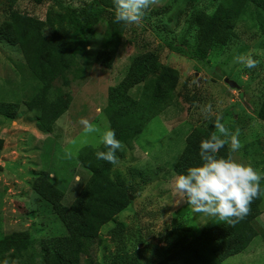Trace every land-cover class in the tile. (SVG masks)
Segmentation results:
<instances>
[{
  "label": "rangeland",
  "instance_id": "rangeland-1",
  "mask_svg": "<svg viewBox=\"0 0 264 264\" xmlns=\"http://www.w3.org/2000/svg\"><path fill=\"white\" fill-rule=\"evenodd\" d=\"M67 1L75 7L92 0ZM220 1L158 0L139 25H128L109 66L97 59L107 25V16L102 15L88 29L75 56L83 73L69 86L60 79L51 84L48 99L58 111L41 131L27 102L41 98L42 83L31 75L19 46L6 41L2 30L12 10L46 21L57 7L50 0H0V103L13 104L12 119L0 113V264H21L18 250L25 253L33 242L37 248V241L68 234L54 205L70 206L91 176L77 159L81 148L104 147L99 134H84L81 118L102 130L110 127L122 143L105 192L125 207L100 229L93 256L103 264H154L197 235L211 218L192 212L172 189L173 166L186 137L199 127L216 131L201 114L202 106L210 103L230 131L239 130L243 147L231 153L233 158L264 174V121L256 116L264 98V12L248 4L226 46L214 49L203 61L193 58L194 17L199 11L211 14ZM148 52L175 68L179 80L165 105L133 136V114L123 115L109 101L108 92L125 78L132 61ZM241 54L252 55L259 65L249 69L234 63ZM225 78L234 80L239 89L230 87ZM56 88L62 92L56 94ZM141 90L140 83L129 94L138 99ZM39 185L42 194L36 191ZM256 221L264 232V195ZM223 264H264V236H255L242 253Z\"/></svg>",
  "mask_w": 264,
  "mask_h": 264
},
{
  "label": "trees",
  "instance_id": "trees-1",
  "mask_svg": "<svg viewBox=\"0 0 264 264\" xmlns=\"http://www.w3.org/2000/svg\"><path fill=\"white\" fill-rule=\"evenodd\" d=\"M50 1L57 9L54 12L50 10L52 16H48L46 21L26 12L12 10L8 15V25L2 30L6 41L19 46L31 75L42 83L39 92L41 98L35 97L27 102L41 131L45 130L58 111L53 101L48 99L53 81L60 79L66 87L83 73L76 64L75 56L81 51L90 26L102 15L107 16L97 54L98 61L106 66L114 59L121 35L128 27L123 22H114L113 0H92L75 7L67 0ZM250 3L264 12V0H221L211 14L199 11L195 15L197 42L193 58L196 61H203L211 51L227 45L234 36L237 20ZM46 29L47 35L44 34ZM178 80L179 73L175 68L160 63L154 53L148 52L136 57L125 78L117 86L109 88L108 99L119 107L123 115L133 114L131 131L133 136L138 135L148 117L156 114L159 106L165 105ZM140 83V97L134 99L129 90ZM60 89L56 88V94L62 92ZM12 105L0 103V113L12 119L13 115L9 114ZM256 116L264 121V98L256 110ZM212 132L210 126L199 127L186 137L173 166L175 175L186 174L188 167L201 163L200 141L208 138ZM97 150L107 149L81 148L77 159L91 172V176L70 206L54 205L53 209L68 234L37 241V248L33 242L27 246L25 253L18 250L16 257L22 260L21 264H103L93 256L94 245L102 226L112 222L125 205L106 195L105 187L112 182L111 163L98 159L95 155ZM228 154L226 146L218 153L224 157ZM36 191L42 194L43 186L36 187ZM260 212L261 196L252 202L250 214L233 225L211 217L197 235L177 245L154 264H223L227 258L242 253L255 236H264L256 221Z\"/></svg>",
  "mask_w": 264,
  "mask_h": 264
},
{
  "label": "clouds",
  "instance_id": "clouds-1",
  "mask_svg": "<svg viewBox=\"0 0 264 264\" xmlns=\"http://www.w3.org/2000/svg\"><path fill=\"white\" fill-rule=\"evenodd\" d=\"M157 3L158 0H113L114 22L139 25L146 10ZM234 63L251 69L256 68L260 61L250 54H241L234 57ZM201 114L205 120L213 123L216 131L200 141L201 163L188 167L186 174H177L172 181V189L191 206L192 212L217 217L233 225L249 215L252 202L264 195V187L261 186L264 174L231 155L243 147L238 129L230 131L222 123V116L213 112L210 103L201 107ZM79 123L83 126L84 134H99V144L107 149L97 150L96 157L116 164V152L122 148V143L116 138L115 131L110 127L102 130L86 118H81ZM225 145L229 146L227 157L218 155Z\"/></svg>",
  "mask_w": 264,
  "mask_h": 264
},
{
  "label": "water",
  "instance_id": "water-1",
  "mask_svg": "<svg viewBox=\"0 0 264 264\" xmlns=\"http://www.w3.org/2000/svg\"><path fill=\"white\" fill-rule=\"evenodd\" d=\"M224 81L232 88H235V89H239V85L234 81V80H230V79H227L225 78Z\"/></svg>",
  "mask_w": 264,
  "mask_h": 264
}]
</instances>
